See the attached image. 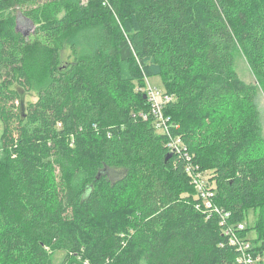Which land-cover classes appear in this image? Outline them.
<instances>
[{"label":"trees","instance_id":"trees-1","mask_svg":"<svg viewBox=\"0 0 264 264\" xmlns=\"http://www.w3.org/2000/svg\"><path fill=\"white\" fill-rule=\"evenodd\" d=\"M6 10L35 30L19 32L16 14L0 20V264H54L57 251L58 264H237L225 231L238 223L263 256L258 91L234 53L264 80V0H1ZM37 76L47 84L25 106L16 87ZM151 77L174 97L172 134L230 217L197 209L186 160L166 162L168 137L142 117Z\"/></svg>","mask_w":264,"mask_h":264},{"label":"built area","instance_id":"built-area-1","mask_svg":"<svg viewBox=\"0 0 264 264\" xmlns=\"http://www.w3.org/2000/svg\"><path fill=\"white\" fill-rule=\"evenodd\" d=\"M146 97L150 103V111L143 114V118L147 119L149 115L153 116L155 129L168 137L167 148L172 154H177L179 158L185 159L187 162L185 172L190 177L197 196L201 199V204L197 205V209H205L208 217L213 214H224L225 218L230 217V212H225L213 203L215 193L212 188L207 185L204 178V173L198 165L192 163L191 156L186 152L183 141L180 137L172 134V123L170 118L164 114V109L170 102L174 101V97L170 96L164 90L152 86L149 82L145 89ZM226 221V219H225ZM225 221L222 224H225ZM246 228L244 223H238L236 226H229L225 235L228 237V244L234 247L238 252L237 264H258L262 260V256H257L252 251V244L243 237L239 236V231Z\"/></svg>","mask_w":264,"mask_h":264},{"label":"rangeland","instance_id":"rangeland-1","mask_svg":"<svg viewBox=\"0 0 264 264\" xmlns=\"http://www.w3.org/2000/svg\"><path fill=\"white\" fill-rule=\"evenodd\" d=\"M1 1V0H0ZM89 0H82V3H87ZM16 14L17 16V24H18V31L22 32L24 35L29 37L35 30L34 24L29 21L27 18H25L20 11H12V10H6L4 12L0 13V20L7 16ZM70 48L69 46L66 47L64 50V53L62 54V62L63 65H66L68 61H70L69 54H70ZM234 59H235V70L239 76V78L244 81L247 84L254 83L257 86V105L260 111V125L262 129V133L264 136V80L260 78L258 75H256L252 68L249 65V62L241 48H237L234 53ZM149 83L157 88H160L163 90V83L162 79L160 77H151L148 79ZM47 84V76L43 78L34 77L33 86L29 90H24L22 88H18V91L21 94V100L23 101L24 105L26 106L28 103L36 102L39 97V91L43 88V86H46ZM3 132V124L0 119V138ZM1 145V141H0ZM52 161L56 164L57 168L60 172H63L64 174L69 173L73 170V162L60 155L59 153L55 154V156L52 158ZM120 174L116 175L115 173L114 179L121 176ZM205 182L207 185L212 186V184L209 182L208 174H204ZM74 181L76 185H81V183L84 181V176L81 174L74 175ZM215 185V183H213ZM196 197V196H195ZM257 219V213L254 211H250L248 213L247 221L246 223L251 227L254 226ZM255 236V233L253 231H249L247 237L252 239ZM65 256L64 251H57L54 254V264L60 263ZM262 260L264 261V254L262 256Z\"/></svg>","mask_w":264,"mask_h":264},{"label":"water","instance_id":"water-1","mask_svg":"<svg viewBox=\"0 0 264 264\" xmlns=\"http://www.w3.org/2000/svg\"><path fill=\"white\" fill-rule=\"evenodd\" d=\"M146 98V95H145ZM172 158V153H169L166 157V162H168Z\"/></svg>","mask_w":264,"mask_h":264},{"label":"bare ground","instance_id":"bare-ground-1","mask_svg":"<svg viewBox=\"0 0 264 264\" xmlns=\"http://www.w3.org/2000/svg\"><path fill=\"white\" fill-rule=\"evenodd\" d=\"M175 132V131H174ZM182 139V138H181ZM225 225V224H224ZM227 238V237H226Z\"/></svg>","mask_w":264,"mask_h":264}]
</instances>
